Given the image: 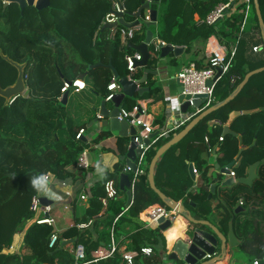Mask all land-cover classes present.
Segmentation results:
<instances>
[{
    "label": "trees",
    "instance_id": "obj_1",
    "mask_svg": "<svg viewBox=\"0 0 264 264\" xmlns=\"http://www.w3.org/2000/svg\"><path fill=\"white\" fill-rule=\"evenodd\" d=\"M230 1L232 12L229 16L215 25L200 23L216 7ZM258 4L264 23V0H258ZM141 6L142 0H125V22H135V14ZM153 9L158 12V16L157 24L151 30L167 45L183 47L186 53L198 39L208 40L214 37L220 45L227 48L237 44L235 63L215 86V106L234 95L248 73L264 67V55L259 58L249 56L250 39H255L258 34L260 37L257 41L261 44L264 42L255 6L243 31L241 25L245 5L240 0H162ZM109 10V0H53L51 7L46 10L37 11L34 7H27L21 14L18 4L11 3L5 7L0 0V51L12 62L26 65L25 83L28 88L27 95L18 97L12 103H7L0 96V264H73L74 256L68 250L71 244L61 248L63 241H75L74 246L82 245L87 255L86 261L89 262L94 250L110 244L112 233L115 240L119 241L127 233V227L132 230L128 251L140 252L144 247H151L154 251L150 257H137L136 264L164 262L163 254L168 252L167 237L159 228L146 227L142 220L151 209L166 206V202L150 188L148 167L157 150L170 138L159 141L146 152V173L137 182L133 203L126 212L124 203L119 199L110 201L104 213L101 202L105 197L104 185L107 181L113 180L119 185L124 172L123 162H119L111 173L98 176L89 191L90 199L82 210V218L61 234L62 241L57 248L50 250L48 247L53 228L33 224L26 230L23 240V248L29 254L10 252L14 238L25 231L33 218L31 204L38 193L40 176L51 173L59 180L72 179L76 182L80 178L76 174L79 172L78 158L84 150L90 148L85 135L79 140L76 139L81 129L87 131L88 123L72 116L69 104L63 105L59 100L64 83L83 76L91 87V92L106 99L110 94L108 85L114 79L113 70L119 78L128 77L130 73L125 56L138 53L133 46H139L145 41L146 26L126 46L122 44L120 33L114 40H110V30H103L101 26ZM145 14V11L141 13L143 17ZM121 28L123 26L118 29ZM149 49L151 57L147 67L142 68L132 78L140 80L145 72H150L145 84L150 91L142 96L126 98L124 109L128 111L138 106V100L149 97L155 101L162 100L161 90L154 88L155 75L152 73L157 70L159 61H165L169 57L172 59L171 65H178V60L172 54L161 60L153 48ZM252 49L251 47L250 51L253 53ZM3 56L0 55V84L6 89L16 83L18 70ZM245 111L255 112L237 117L230 127L236 135H226L219 142L224 131L222 125L227 124L230 114ZM214 120L219 121L221 126H216L209 132V123ZM109 135L110 132H103L94 143H99ZM240 135L246 147L244 150H240ZM206 137L209 139L208 144L205 143ZM127 146V139H118L120 155L126 153ZM208 147L217 148V163L220 166L233 164L232 170L239 178L247 175L250 165L264 159V72L252 76L234 99L200 121L185 139L172 147L157 163V188L170 200L178 202L182 199L184 207L191 212L200 213L203 205L211 203L207 191V185L211 183L207 176L210 168L206 163ZM173 155L178 160L181 159L184 173L179 175L181 178L175 186L168 178L164 179L161 182L162 188L160 182L158 183L159 173L165 162L166 165L171 164ZM190 163L195 164L198 172L204 169V184L200 188L202 192L193 195L188 193L193 186L188 173ZM262 172L264 173V164L259 167V178L252 187L236 185L230 190L231 194L223 191L227 205L224 206L225 213L221 218L222 231L226 234L229 223L234 220L237 237L242 241L240 248L242 252L254 257V261L264 260V234L248 219L240 221L242 214H235L233 210L238 204L241 192L247 194L244 208L251 201L264 203ZM129 175L130 178L133 177L132 173ZM166 183H169L172 191L164 188ZM118 188L120 194L124 193L119 186ZM250 212L248 210L245 213L249 215ZM101 213L103 215L100 217ZM120 214L122 216L116 220ZM179 216L186 222L183 238L179 239L187 240L193 225L184 215ZM90 220L93 222L91 229L78 228V225L86 224ZM173 227L174 224L170 230ZM94 233H97V238ZM97 264L124 262L120 255H116Z\"/></svg>",
    "mask_w": 264,
    "mask_h": 264
},
{
    "label": "built area",
    "instance_id": "obj_2",
    "mask_svg": "<svg viewBox=\"0 0 264 264\" xmlns=\"http://www.w3.org/2000/svg\"><path fill=\"white\" fill-rule=\"evenodd\" d=\"M151 3L150 0H145ZM162 1V0H160ZM242 4L245 5V15L244 20L241 25V30L243 31L246 29V26L248 24L249 16L252 12V9L254 7V0H240ZM110 3V10L105 15L103 21H102V27L107 24H118L120 17L119 14L125 15V0H109ZM231 1L227 4H221L218 7H216L205 20H199L200 23H205L207 25H215L219 21H221L224 17L229 16L232 12L231 9ZM234 4V2H233ZM154 6V5H153ZM153 6L151 9H153ZM154 10V9H153ZM146 12L145 16L141 17L139 19L136 18V20H140V23L131 28H121L118 29L120 24L110 29L109 33V39L114 40L116 35L120 33L122 44L123 46L128 45L130 41L134 38L135 34L140 32L146 23L151 22V11L150 10H144ZM167 44L163 41H161L158 37H156L155 33L154 36L149 44V48H153L156 53L160 55L161 48L166 46ZM262 50H264V42L260 46L253 47L252 51L253 53L257 54L260 53ZM238 52V46L237 44L233 45L230 48H227L223 45H220L219 43L216 44L215 47L210 49V52L208 54V65L205 68L199 69L197 67V64L194 62L189 63L181 68V70L176 74L175 79L178 81L183 91L176 97V105H170L172 108H175V110L178 111L180 114L178 120H172L171 125L172 129L166 128H159L154 125L153 121L149 119V116L146 113V109L142 108L141 106L134 107L131 111H128L126 109H121L119 120H126L131 126L135 128H141V130L138 133V136L135 138V142L138 144V147L142 150V154L137 158L136 164H137V170L135 173H132L131 169L126 167L124 169V173L126 174H133V177L131 178V188L130 191L132 192V197H134V189L141 177H143L146 173L145 170V154L148 150L153 148L161 139L168 138L169 134L173 131H179L180 129L186 127L188 124H190L196 117H198L202 112L208 110L209 108L215 106V98H214V89L218 81L222 78V76L226 75L233 64L235 63L236 56ZM142 60V55L140 53L135 54H127L125 56V61L127 63V69L130 73L128 76L129 80L135 81L133 79V75L137 72L136 63L140 62ZM218 70L222 71V74L219 78L217 77ZM76 81H80L81 84L84 85V87H80L79 84L76 83ZM208 82H211V86H208ZM86 89V84L81 80H74L72 82H65L63 88L61 89V97L59 100H62V96L70 91L74 94H79L82 91ZM108 91L110 94L106 97L107 102H111L113 96L121 91V87L118 84V81L113 79L112 82L108 85ZM205 95L206 99L205 102L202 104L201 108L196 109L193 113L187 112L186 114H183L180 110L181 105L184 101H180V96H183L184 98L190 97L188 102L190 103L191 108H193V100L196 96ZM84 129H81L76 139L79 140L83 138L85 135ZM150 136H154L150 139L149 145H145L144 143H140L139 140H148ZM206 143L208 144L209 139L205 138ZM219 141H223V137L219 138ZM211 150V148H210ZM89 150H84L77 162V169L79 170V173H85L88 172L91 168V165L89 163ZM194 173L197 176L199 172L194 167ZM230 177L236 179V173L231 170ZM42 185V188H49L46 192L41 193L38 189L37 195L33 198L32 204H31V211L33 212V218L29 221L28 226L26 227L25 231L19 235H25L26 230L28 227H30L33 224L36 225H47L49 227L53 228V232L49 239L48 247L50 250H53L59 246L61 243V235L59 230L56 227V220L54 217H52V213L54 211V205L55 203H58L59 200H54L50 198L51 192L54 191L52 188H65L68 186L73 185L72 179L67 180H59L55 177V175L48 173L46 175L42 176V180L39 183ZM90 188L87 190H83L81 194L78 196V200L82 203L88 202L90 199ZM104 191H105V197L101 199L103 210H106L108 207V204L110 201H113L115 199H118L120 196L119 188L115 184L113 180L107 181L104 185ZM50 193V194H49ZM41 198H46L47 200H50L53 202L52 205H43L41 203ZM170 203H174L173 201H170ZM180 204V203H177ZM243 201H240V206H243ZM129 208V207H128ZM128 208H125V212L128 210ZM179 215V213L175 209L169 208L166 206H159L151 209L146 215L143 220V223L146 227H153L158 226V221L163 218L167 221H171L173 224L176 220V217ZM122 214H120L118 218H120ZM88 225H79L78 228H86ZM24 247V243H23ZM72 254L74 256V263L73 264H97L100 261L108 260L110 258H113L116 255H120L121 259L123 260L124 264H136V258L139 256L144 257H150L154 254V251L151 247H144L141 249L140 252H132L128 250L120 251L118 247V243L114 238V235L112 233L111 235V242L106 247H99L98 249L94 250L91 253V261L87 262V255L85 252V248L82 245L75 246L74 250L72 251ZM212 257L210 255H207L205 259H211ZM259 261H254L253 264H258ZM56 264H59L57 262ZM161 264V263H157Z\"/></svg>",
    "mask_w": 264,
    "mask_h": 264
},
{
    "label": "water",
    "instance_id": "obj_3",
    "mask_svg": "<svg viewBox=\"0 0 264 264\" xmlns=\"http://www.w3.org/2000/svg\"><path fill=\"white\" fill-rule=\"evenodd\" d=\"M4 6L7 7L11 3H16L19 5L21 14L24 13V10L27 7H34L37 11H43L51 7V2L53 0H2ZM151 3L145 0H142V6L139 8L135 17L139 19L141 17V13L144 10H150L151 12V22L146 23L145 26L147 28L146 31V38L145 41L139 46H133V48L142 55V60L136 63L137 68H146L148 61L151 57L149 44L154 36V32L151 30L152 27H155L157 24V16L158 12L156 10L151 9V7L155 4H158L160 0H150ZM254 6L256 15L259 20V24L262 28V33L264 37V23L260 11V7L258 4V0H254ZM120 20L118 24L123 26L126 29H131L137 26L140 23V20H136L132 23H127L124 20V16L119 14ZM118 24H107L103 26V30H110L113 27L117 26ZM184 53L183 47H175L173 45H166L161 48L160 51V59L165 60L169 55L173 54L175 57H179ZM0 55L3 56L2 52L0 51ZM5 60L10 62L13 66H15L18 70V78L16 83L13 86H10L6 89H3L0 84V96L5 98L7 103H12L18 97L23 96L28 88L25 83V68L26 65H19L17 63L12 62L9 60L8 57L3 56ZM100 65V64H99ZM264 72V67L254 70L248 73L242 83L239 85L238 89L236 90L235 94L230 96L225 102L220 105L213 106L208 110L202 112L198 117H196L190 124H188L184 130H182L178 135L172 138L169 142L164 144L162 147L158 149L154 158L152 159L149 168H148V181L150 184V188L159 196V198L166 202V205L171 208L175 209L179 215H184L186 219L192 223L193 230L191 231L190 235H188L187 240L178 239L175 244L172 252L168 255L169 262H179L182 261L184 264H212L214 262H221L225 261L228 257L227 264H248L247 262H239L237 261L234 256V250L241 247V242L239 241L235 231H234V222L231 221L229 223L228 233H224L221 231L217 226L213 225L209 221L205 220H197L195 216H193L192 212L187 210L183 204L177 203H170L167 200L166 196L157 188L155 183V169L156 165L159 160L175 145L181 142L194 128L195 126L202 121L205 117L210 115L211 113L217 111L222 106L226 105L230 102L238 93L247 85L250 78L254 75ZM150 72H145L144 76L140 80H129L128 77L126 78H119L118 74L115 70H113L114 79L118 81V84L121 87V91L115 94L111 100L113 104V108H108V103L105 99L101 101V105L99 108H94L97 112V117L94 121L88 125V129L93 127L97 123H102V127H108L110 132L117 133L120 138H124L128 140L127 146V153L125 155L120 156V161L125 163V165L131 169L132 173H135L137 170L136 160L142 154V150L138 147V144L135 142V138L138 136V132L141 128H135L131 126L126 120H119V115L121 109L124 108V101L126 98H134L136 95L142 96L145 92H149V88L143 87L148 80ZM154 75H158V71L152 72ZM222 74L221 70H218L217 77L219 78ZM84 77H80L83 79ZM211 82H208V86H211ZM178 85V94L180 95L183 91L181 84L177 81ZM70 91L66 92L62 96L61 104L67 105L69 99ZM183 104L180 107V110L183 114H186L189 109L191 108L190 103L188 100L190 97L184 98L180 96L179 100ZM206 96L200 95L196 96L193 100V108L199 109L201 108L202 104L205 102ZM140 107V106H138ZM257 111V110H256ZM255 111H245V112H232L229 116V120L227 122V126L224 128L223 137L226 135H236L230 130V126L233 121L241 116L242 114H252ZM218 122H214L217 124ZM154 136H150L148 140H139L140 143H144L145 145H149L150 139ZM89 163L92 165L93 158L91 154L88 155ZM264 164V159L250 165L248 169V173L244 177H240L238 179H234L230 177V173L233 167V164H229L224 168H220V165H216V169L219 171L221 176L226 177L220 183L212 184L210 186V195L220 194L221 190H225L227 188L233 187L235 185H244L251 187L255 180L259 178L258 169L259 167ZM189 174L192 180L196 181V175L194 173V166L193 164L189 165ZM40 180H42V176H40ZM131 178L129 174H122L120 177V190L125 192L128 197L127 207L131 204L132 201V192L130 191L131 188ZM41 203L43 205H52L53 202L47 200L46 198H41ZM195 207V206H194ZM242 208L238 207L235 210V214ZM158 228L165 232L172 227L171 221H167L161 218L158 222ZM75 241H63L61 243V248H64L67 245L73 244ZM207 255H210L212 258L209 260L205 259ZM258 264H264V260L259 261Z\"/></svg>",
    "mask_w": 264,
    "mask_h": 264
},
{
    "label": "crops",
    "instance_id": "obj_4",
    "mask_svg": "<svg viewBox=\"0 0 264 264\" xmlns=\"http://www.w3.org/2000/svg\"><path fill=\"white\" fill-rule=\"evenodd\" d=\"M196 19H198V16H196ZM218 43L219 42L214 37H212L208 40L198 39L192 43L188 53H186V51H185L186 49L184 48V53L181 56L175 57L172 54L173 58L174 59L176 58L178 60L177 66H173L170 64L172 59L169 57L165 61H159L158 62L157 70H156V71H158V75L157 76L155 75V78H154V81H155L154 88H159L161 90L160 95L162 96V100H156L155 101L154 98L149 97V98H145V99L137 101L138 106H141L142 108L146 109V113L149 116V119H151L153 121L155 126H157L159 128H166L167 127V129H172L171 121L172 120H178L180 117L179 116L180 114L178 113V111L175 110V108H172L170 106V105H176L177 104L176 97L178 95L177 91H178L179 87H178L177 81L175 79L176 74L181 70L182 67H184L185 65L192 63V62L197 64V67H199V68L207 67V65H208V54L210 52V49L215 47L216 44H218ZM260 45L261 44H259L258 46H260ZM253 47H255V46H253ZM250 53H252V52H250ZM257 54H259V53H257ZM257 54L252 53L253 56H255ZM141 69L142 68H138L136 73H139ZM83 80L85 82H87L86 79H83ZM87 86L88 87L83 92H81L79 94L71 93L69 95L68 104L70 106V111L72 113V116H74L75 118L76 117L80 118V120H82L83 122L88 123L86 126L87 131L85 133V140H87L88 143L90 144L89 154H91V156L93 158V163H92L91 168L88 172H85L82 174L79 172L76 173L80 178L76 182H73L72 186H68L65 188H62V187L52 188V189H54V191L51 192L50 198H52L56 201L59 200V202L55 203V204H59V209L61 210V211H59V216H60V218H59V232H60V235L63 232H65L66 230H68L70 227L75 225L76 221H78L79 218H82V215H83L82 210L84 207L87 206L88 202H86V203L80 202L78 200L79 194H81V192L83 190H87L88 188L91 189L95 185L99 175L105 174L106 172L111 173L114 170L115 165H117L119 162H121L120 156H122V155L119 154L118 148H117V142H118V139L120 138L118 136V134L110 132L108 127L103 128L102 123H97L93 127H91L90 129H88V125L91 124L94 121V119L97 117V112L94 110V108H99L101 105V101L104 99L101 98L100 94L92 93L91 87L89 86V84H87ZM143 87L149 88V87H146L145 84L143 85ZM149 90H150V88H149ZM145 93H147V92H145ZM108 108L109 109L113 108V104L111 102L108 103ZM194 111H196L195 108L189 109V112H191V113H193ZM214 122H218V123L214 124ZM216 126H221V123L217 120L211 121L209 123V132H212L213 128H215ZM222 126L224 129L227 126V124L222 125ZM184 128L180 129L179 131L171 132V134H169L168 138H170V140H171L176 135H178L182 130H184ZM230 130H231V128H230ZM103 132H110L109 137L105 138L104 140L100 141L99 143H94L95 139H97V137L100 134H102ZM223 133H224V131H223ZM165 139H167V138H163L161 140H165ZM239 141H240V150H244L246 147L243 145L242 135L239 136ZM205 143H206V141H205ZM194 144L197 145V143H194ZM217 146H219V145H217ZM208 150L209 151L206 152V160H207L206 163L208 166H210V168H209L207 176L210 177L211 183L209 185H207V191H208V200L211 199V203H209V204L207 203V204L203 205L200 213L192 211V214H193V216H195V218L197 220L209 221L213 225L217 226L222 231L221 218L225 213V207L224 206L227 205L226 194L227 193L231 194L232 191H230V190H232V188L234 186L223 190V191H226V194H224L223 191L221 190L220 194H217V192H218L217 191L216 194L212 195L211 198H209V195L211 194L210 193V186L212 184H215V183H218V185L220 186V183L223 180H225L226 177L221 176L219 171L216 169V165H219L217 163V158H218L217 148L210 150V147H208ZM126 153H127V150H126ZM176 154H179V153L177 152ZM174 156H176V155H173V157ZM170 163L171 164L166 165V162H165L163 168H161V171L159 173L158 183L160 182L159 185L161 187H162L161 182H163V180L166 178H168V180L171 182V184L173 186H175L176 184H178V179L181 178V177H179V175L181 176L182 173H184V169H183L181 159L178 160L177 158L174 157V159L171 160ZM190 164H193V166L195 167L194 163H190ZM189 165H188V173H189ZM123 166H124V169L127 167L125 165V163H123ZM224 167H226V166H220V168H224ZM71 170H73V169H71ZM122 174H124V172ZM203 174H204V169H200L199 174L196 176L195 182L192 180V178L189 174V176L193 182V186H191L189 191H188L189 194L193 195L195 193L202 192V191H200L201 190L200 188L204 184ZM261 176H264L263 172H262ZM238 178L239 177H237V179ZM165 185L166 186L164 188L167 191H172L170 186H169V183H166ZM118 186L120 187V181H119ZM244 187L249 188V186H244ZM48 189H49L48 187L45 189L42 188V185L39 184V191L41 193L46 192ZM245 193L246 192H241V194L239 195L238 204L233 211L235 213V210L238 209V207L242 208L238 212V214H242L241 217H239V220L243 221L245 219H248L250 222L254 223V226L256 227V229L258 231H260L264 234V208H263L264 205H262L264 203H261V207L259 209H258V207L254 206V202L260 203V201L248 202V205L246 208H244V206H240L241 200L243 201V203H245V201H246L247 194H245ZM55 197H59V199H55ZM118 199L122 203H124L125 208H128L127 207L128 197H127L125 192L120 194ZM133 200H134V197H132V201H131V204L129 205V207L132 205ZM167 200L173 201V200H170L168 198H167ZM173 202H175V201H173ZM175 203L183 204V201L181 199L180 201L175 202ZM209 205H210V207H209ZM65 210L68 212V214H66ZM248 210L251 211L249 215H247L245 213ZM105 211L106 210H103V213ZM103 213H101L99 216L101 217L103 215ZM178 217H180V216L178 215ZM180 218H182V217H180ZM176 221H177V217H176ZM183 221L185 222L184 219H183ZM142 222H143V220H142ZM233 222H234V231H235V233H237L236 232V223L234 220H233ZM92 223H93L92 220H90L88 223L85 224L88 226L86 228H83V229H91ZM173 224L175 226L176 222H174ZM185 224H186V222H185ZM81 225H83V224H81ZM152 228H158V226L157 227L153 226ZM79 229H81V228H79ZM185 229H186V227L181 230L182 233H184ZM171 230L169 229V231L164 232V235L167 237L168 252L163 254V259H164L163 264H168L166 262V261H168L167 257L172 252V250L174 248V242L177 239H179L180 237L183 238V235H178L174 240L169 241L168 234L170 233ZM126 231H127V233H125L121 237V239L119 241H117L118 247H119L121 252L124 250H127V247L130 243L129 236L132 234V230L130 229V227H127ZM227 233H228V231H227ZM236 235H238V234H236ZM94 237L95 238L98 237L97 233H94ZM238 239L240 242H242L240 240L239 236H238ZM23 240H24L23 235H17L14 238L13 245H12L10 252L13 254H20V255L21 254L22 255L29 254V251L27 249L23 248V243H24ZM74 245L75 244H71V246L68 249L71 254L75 248ZM132 252H134V251H132ZM234 253H235L234 258L237 261H239L240 263L243 261L247 262L248 264L254 263L255 258L249 256L248 254H246L244 252H242L241 248L235 249ZM227 261H228V257L226 258L225 261L214 262L212 264H227ZM181 263H183V262L182 261L171 262L170 264H181Z\"/></svg>",
    "mask_w": 264,
    "mask_h": 264
},
{
    "label": "rangeland",
    "instance_id": "obj_5",
    "mask_svg": "<svg viewBox=\"0 0 264 264\" xmlns=\"http://www.w3.org/2000/svg\"><path fill=\"white\" fill-rule=\"evenodd\" d=\"M156 35V34H155ZM255 36H257V37H255V39H248L249 40V56L250 55H252V53H250L251 51H250V49H251V47H253V46H258L259 44H261L259 41H257V39L260 37L258 34H256ZM156 37H157V35H156ZM262 42H263V40H262ZM262 55H264V50H262L259 54H257V55H255V57L257 58H259V57H261ZM66 65V64H65ZM75 80H81V81H83L85 84H86V88L88 87L87 86V82H85L83 79H75ZM28 94V90H27V92L25 93V95H27ZM71 101V100H70ZM90 129V128H89ZM89 131V130H88ZM262 205H264V204H262ZM254 206H256V207H258V209L261 207V202L260 203H258V202H255L254 203ZM247 207V206H246ZM264 208V207H263ZM59 211H61L60 209H59V204H55L54 205V211H53V213H52V217H54L55 218V220H56V227H57V229L59 230V218H60V216H59ZM65 212H66V214H68V212L65 210ZM168 264H170L171 262H169V261H166ZM165 262V263H166ZM161 264H163V263H161Z\"/></svg>",
    "mask_w": 264,
    "mask_h": 264
},
{
    "label": "clouds",
    "instance_id": "obj_6",
    "mask_svg": "<svg viewBox=\"0 0 264 264\" xmlns=\"http://www.w3.org/2000/svg\"><path fill=\"white\" fill-rule=\"evenodd\" d=\"M78 82L79 83H77V84H79V86L81 88L84 87V85L81 84L80 81H78ZM70 94H71V92H70ZM236 179H237V177H236ZM34 183H36V181H34ZM55 199H59V197H55ZM185 227H186V224L183 221V219L182 218H178L177 221H176V225L173 227V229L168 234L169 241L174 240L178 235H182L183 233H182L181 230L184 229Z\"/></svg>",
    "mask_w": 264,
    "mask_h": 264
},
{
    "label": "snow or ice",
    "instance_id": "obj_7",
    "mask_svg": "<svg viewBox=\"0 0 264 264\" xmlns=\"http://www.w3.org/2000/svg\"><path fill=\"white\" fill-rule=\"evenodd\" d=\"M76 83H79L78 81H76Z\"/></svg>",
    "mask_w": 264,
    "mask_h": 264
},
{
    "label": "bare ground",
    "instance_id": "obj_8",
    "mask_svg": "<svg viewBox=\"0 0 264 264\" xmlns=\"http://www.w3.org/2000/svg\"><path fill=\"white\" fill-rule=\"evenodd\" d=\"M178 217V216H177ZM175 222H176V220H175Z\"/></svg>",
    "mask_w": 264,
    "mask_h": 264
},
{
    "label": "flooded vegetation",
    "instance_id": "obj_9",
    "mask_svg": "<svg viewBox=\"0 0 264 264\" xmlns=\"http://www.w3.org/2000/svg\"><path fill=\"white\" fill-rule=\"evenodd\" d=\"M52 3V2H51Z\"/></svg>",
    "mask_w": 264,
    "mask_h": 264
}]
</instances>
